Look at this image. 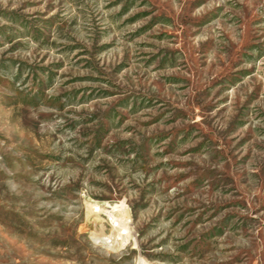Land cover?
Returning a JSON list of instances; mask_svg holds the SVG:
<instances>
[{"label":"rangeland","instance_id":"rangeland-1","mask_svg":"<svg viewBox=\"0 0 264 264\" xmlns=\"http://www.w3.org/2000/svg\"><path fill=\"white\" fill-rule=\"evenodd\" d=\"M139 255L264 264V0H0V264Z\"/></svg>","mask_w":264,"mask_h":264},{"label":"bare ground","instance_id":"bare-ground-1","mask_svg":"<svg viewBox=\"0 0 264 264\" xmlns=\"http://www.w3.org/2000/svg\"><path fill=\"white\" fill-rule=\"evenodd\" d=\"M101 206H99V205H92L90 207L91 213L93 212V213H96L97 215L98 214H105V213L108 214V216H109L108 217V220L111 221V223L114 226V228L116 229V231L114 232V234H111L110 236H102V237H99L98 239H100L101 241L105 242V244H107V242H108V244L113 243L115 245H118L117 247H119V248L123 247L125 244L128 243L127 241L129 240V237L132 234L131 233L130 226H127L126 225V222H127V219H128V218H126L127 216L124 215V214H121V213H120V216H118V215L117 216H114L113 214H115V213L111 214L109 210H105ZM121 209H122L121 206H112L110 210L122 212ZM122 213H124V212H122ZM125 226L128 228L127 229L128 234L125 237H120L119 236L120 235V230H121V228H123Z\"/></svg>","mask_w":264,"mask_h":264},{"label":"built area","instance_id":"built-area-1","mask_svg":"<svg viewBox=\"0 0 264 264\" xmlns=\"http://www.w3.org/2000/svg\"><path fill=\"white\" fill-rule=\"evenodd\" d=\"M130 222L129 219H127V222H126V225L128 226V223ZM127 227H123V229L120 230V237H125L128 232H127ZM96 240H98V238H96ZM100 242H103V241H100ZM108 243V242H107ZM134 264H154L153 262L151 261H148L147 259H145L143 256H137V258L135 259L134 261Z\"/></svg>","mask_w":264,"mask_h":264}]
</instances>
